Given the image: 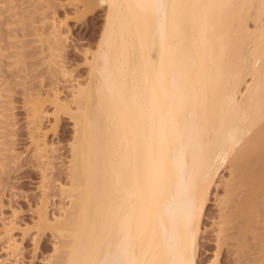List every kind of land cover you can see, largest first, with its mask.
<instances>
[{
    "label": "bare ground",
    "instance_id": "6f19581e",
    "mask_svg": "<svg viewBox=\"0 0 264 264\" xmlns=\"http://www.w3.org/2000/svg\"><path fill=\"white\" fill-rule=\"evenodd\" d=\"M55 1L43 0L46 7ZM97 3L105 7L106 24L97 49L87 55L84 84L60 60L61 26L46 7L38 12L40 34L33 30L39 52L46 53L50 86L71 89L68 100L51 87L53 116L68 115L74 126L69 181L58 185L62 204L53 218L51 189L42 185L37 226L57 240L45 264H198L214 187L223 192L216 196L223 211L219 246L237 225L236 264L250 261L247 236L253 233L259 244L254 263L264 264V0ZM16 5L0 1V18L9 27L20 12ZM4 90L0 86V172L21 158ZM41 101L27 105L28 128L31 159L46 176L45 165L52 166L57 154L47 140ZM257 218L263 226L253 230ZM8 222L0 227L8 255L0 264H19L22 244L13 239L19 228Z\"/></svg>",
    "mask_w": 264,
    "mask_h": 264
},
{
    "label": "rangeland",
    "instance_id": "374dc122",
    "mask_svg": "<svg viewBox=\"0 0 264 264\" xmlns=\"http://www.w3.org/2000/svg\"><path fill=\"white\" fill-rule=\"evenodd\" d=\"M70 1L71 2H69V0H56L55 4L52 3L53 5H50V7H46L47 4L44 3L43 0H38V2H36L35 0H14V3L17 4V11H20L17 13L18 16H16L15 19L18 17L20 18L17 19L19 20L17 21L19 23L14 22L15 19H12L13 24L11 25V23H9V25L10 27H14L16 25L17 26L8 30L10 27L8 26L7 20L5 22L4 18L3 21L0 18V23L1 21L3 22V24L1 23L0 25V50H2L3 55L2 59L0 54V86H2L3 89L5 88L4 95H6V107L11 112L10 118L14 124H12L13 138L11 137V140L13 141V146L15 145L14 147H16V154H20L21 157L20 160H18L16 163H12L11 165L9 163H7L6 165L3 164L5 166V170H1L0 172V227H3V222L9 223L8 221L11 219L15 220L16 224L18 225L19 229H16L17 231H14L13 239L22 244L21 252L17 261L19 264H45V261H50L52 259L51 257H53L52 255L55 254L53 252L54 246L56 244L55 242H57V240L55 239V237H53L50 230L42 231L37 226L39 225L38 217L42 208L41 190L42 185L46 183L51 189V203L49 205L48 212L49 216L51 215L50 217L53 218L58 213V209L62 204V200L60 199V192L59 189H57L58 185H68V160H70L69 158H71L70 145L72 144L71 142H73L71 140L74 139V126L71 122V118H69L68 115H62L59 119H55L53 116L55 107H53L54 104L53 102H51L52 100L50 98H52L51 91L53 90L51 87H53L54 85L50 86L51 81L45 75L47 74L46 70L44 69L46 65L44 63V56L46 53L43 54L41 53L42 51L39 52L42 46L41 42L37 40L38 38L36 36L40 34L38 31H36L40 26L39 13L45 12L46 7L45 13L47 14L48 12V16L52 17L53 21L55 19L58 25L60 24L59 27L61 26V28L59 29L60 33L62 34L61 38L65 47L64 52L61 54L62 59L60 60L64 62L63 65H65L64 67L69 70L68 72L73 73L74 79L83 84L88 81L90 74V70L88 69L89 61L87 60L89 59V56L87 57V55H90V53H93L94 50L97 49L98 43L101 39V35L104 31L103 29L106 24L107 12L105 10V7L98 6V0L97 2L96 0ZM73 1L75 2V4ZM82 3L84 5H87L89 3V7L84 8V5ZM76 4L78 7L75 6ZM88 9H90L91 12L86 11ZM91 9L94 10L92 11ZM22 10L24 11V14ZM36 17L38 19H36ZM22 19L24 20V22L21 21ZM5 26H8L9 28ZM33 30L36 32V35L34 36L33 34H35V32ZM8 32H10L12 36L8 34ZM2 45H4L5 47ZM6 48H11L9 49L11 53H9V50H7ZM5 55L6 57L4 58ZM8 55H10L11 58ZM1 60L3 62H1ZM14 63H16L15 66ZM47 79L49 80V84ZM61 84L63 83L56 85L59 87V89L58 87L56 88L60 90V92L62 91L61 93H64L61 94L62 98H68L69 100L71 98V89L69 87L70 85H65V83L63 85ZM34 93L40 94L41 96L39 95L37 97V94ZM50 94L51 96L49 97ZM34 95L38 99L33 98L32 96ZM30 98H32L34 102H37L41 99V102L46 107L45 109L47 118L44 119V127L47 129H45V132H47L46 134L48 142L51 143L52 146L54 145V150L56 149L55 151L57 155L55 154L56 159L53 162L54 164L52 163L53 168L51 166V163L47 162L48 164L46 163L45 165V171H47L45 172L46 176H44L41 172V168L38 164H36L37 162L31 159L33 158V145L31 141L32 139H30L31 136L29 129L30 127L28 110L34 102L32 100L30 102ZM44 100L46 101L43 102ZM53 118L57 121H55ZM223 176L225 178H229V172L225 171L223 173ZM222 193L223 192L221 190H217L216 187H214L212 190L210 202L207 205L202 223V235L199 241L200 248L198 253V264H215L216 259V264H236L238 255L235 249V245L238 242V240L236 241V239L238 238L234 235L235 233L237 235V225H235L236 227H231V231L228 230L230 231V233H228V236L232 235V238H229L230 240L228 241L226 240L227 242H225L224 240L225 245L223 244L219 246L220 241L217 237L220 231L218 229V223L221 222L220 217L223 211L221 212V207L216 201V196L218 194L221 195ZM257 219H255L256 223L252 222L253 226L250 223L253 230L259 229L260 225L264 223L262 222L263 220L261 218ZM260 220H262L261 224ZM253 232L255 231H252V233ZM253 235L254 233L250 236L253 237ZM250 236H247L250 246L248 250L246 248L247 254L249 253L248 259H250V261L246 264H255L254 258L259 252V248L257 247L259 244L258 241L252 240V237L250 238ZM6 246L7 245L5 243L0 241L1 260H7L8 258L7 252L4 249L6 248ZM217 254L219 256H217ZM9 262H6L5 264H13V261H11V263Z\"/></svg>",
    "mask_w": 264,
    "mask_h": 264
}]
</instances>
